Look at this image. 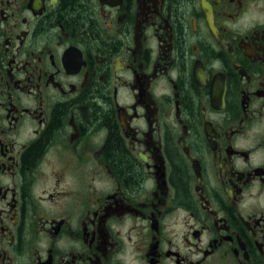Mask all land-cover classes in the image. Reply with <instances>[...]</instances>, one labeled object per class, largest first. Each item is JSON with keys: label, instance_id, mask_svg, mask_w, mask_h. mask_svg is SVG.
Instances as JSON below:
<instances>
[{"label": "flooded vegetation", "instance_id": "obj_1", "mask_svg": "<svg viewBox=\"0 0 264 264\" xmlns=\"http://www.w3.org/2000/svg\"><path fill=\"white\" fill-rule=\"evenodd\" d=\"M85 1L0 0V264H264V0Z\"/></svg>", "mask_w": 264, "mask_h": 264}, {"label": "trees", "instance_id": "obj_2", "mask_svg": "<svg viewBox=\"0 0 264 264\" xmlns=\"http://www.w3.org/2000/svg\"><path fill=\"white\" fill-rule=\"evenodd\" d=\"M63 6L68 16L73 18L71 23L79 24L80 21L86 18L87 6L85 0H63ZM40 147L41 144L38 143L34 149L31 150L32 159H35L40 151ZM110 153L119 163V168L122 169L125 174H131L135 178L136 169L133 166L132 161L129 159L124 147L118 140L113 141Z\"/></svg>", "mask_w": 264, "mask_h": 264}]
</instances>
